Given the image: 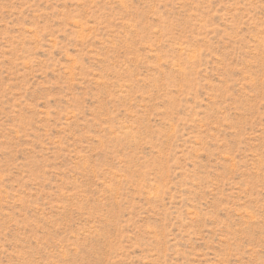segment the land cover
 I'll return each mask as SVG.
<instances>
[{
    "label": "rangeland",
    "instance_id": "374dc122",
    "mask_svg": "<svg viewBox=\"0 0 264 264\" xmlns=\"http://www.w3.org/2000/svg\"><path fill=\"white\" fill-rule=\"evenodd\" d=\"M0 264H264V0H0Z\"/></svg>",
    "mask_w": 264,
    "mask_h": 264
}]
</instances>
